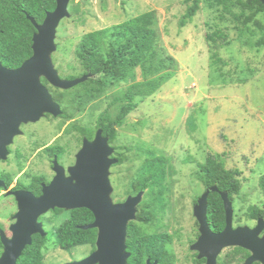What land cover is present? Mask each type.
I'll return each instance as SVG.
<instances>
[{
    "label": "rangeland",
    "instance_id": "rangeland-1",
    "mask_svg": "<svg viewBox=\"0 0 264 264\" xmlns=\"http://www.w3.org/2000/svg\"><path fill=\"white\" fill-rule=\"evenodd\" d=\"M185 9L184 0H70L67 6L69 17L63 19L56 29L57 53L54 52L51 59L53 65H57V73L61 79L79 78L81 70L74 50L84 34L122 23L147 11H155L161 46L175 60L176 70L170 80L153 95L139 101L132 114L124 119L128 125L124 130L127 133L119 136V139L135 146L134 150L148 147L158 155L169 158L171 170L177 178L173 187L174 195L177 197L182 193L187 203L190 198L187 186L190 190L195 187L198 191L199 184L191 177L197 174V165L203 163L208 155L218 156L227 170H237L240 174L242 188L234 198L232 207L237 213L235 222L242 224L247 221L245 213L248 212V207L264 204V195L258 186L259 180L264 176V47L256 51L254 48L240 46L236 41L238 31L228 23L219 25L213 12L204 7L186 26L180 27L179 21ZM217 28L224 31L232 43L217 51V56L226 64L220 63V69H212L209 67L212 51L205 37ZM220 43L218 40L217 44ZM244 68V73H239ZM248 68L255 71L247 74ZM135 77L134 82L141 80L139 69L136 70ZM243 78L247 81L239 83L238 79ZM83 83L69 90L57 88V99L62 102L57 103L61 112L72 116V111L77 110L74 108L76 96L70 100ZM131 83L129 80L127 84L111 88L99 101L89 102L92 116H87L86 112L81 114V110L75 111L73 118H84V122L92 119L94 122L99 114L111 113L114 110V103L111 101L121 98L127 85ZM50 89L54 94V88ZM64 100L70 101L68 109ZM59 121L64 122L60 118L57 119V124ZM53 124L52 121L41 120L25 130L38 129L45 137L53 132ZM29 131L31 130L25 133ZM52 136H47V139ZM62 136L63 140L66 139V134ZM68 139L72 137L68 136ZM26 142L27 134L16 139L18 147L24 146ZM135 162L125 161L112 168V172L120 171L121 175L126 171L125 176L118 177L121 181L110 176L113 190L115 188V199L126 198V186L132 177L128 173L136 168ZM42 163L41 165L39 162L40 167L36 166L34 170L47 173V163ZM11 164L7 169V176L12 178L11 184L14 185L19 180L28 183L30 176L27 163L21 167ZM32 173L37 174L33 170ZM15 210L13 197H0L2 225L7 226L8 218ZM187 215L189 214L185 212L184 217ZM65 218V212L58 217L52 211L41 216V223L49 232L47 241L52 247L56 245L54 228ZM152 224L151 222V226ZM192 224L191 219L190 222L186 220L183 225V235L187 238L191 237L189 227ZM4 231L10 235L8 229L4 228ZM74 249L73 255L82 257L92 250V246L83 245ZM230 249H224L222 257Z\"/></svg>",
    "mask_w": 264,
    "mask_h": 264
},
{
    "label": "trees",
    "instance_id": "trees-1",
    "mask_svg": "<svg viewBox=\"0 0 264 264\" xmlns=\"http://www.w3.org/2000/svg\"><path fill=\"white\" fill-rule=\"evenodd\" d=\"M184 3L186 9L179 21L180 27L186 26L201 7H204L213 12L214 19L218 20L219 25L228 23L238 31L236 41L240 46L254 48L256 51L264 47V5L259 1L184 0ZM55 6V0H0V62L5 68L16 69L32 55L31 39L36 29L26 16L33 18L36 25H40L46 13L53 11ZM156 25V13L152 10L122 23L89 32L79 39L74 50L81 70L78 77L87 74L91 76L78 87V92L73 94L70 100L72 101L76 96L74 108L77 110L75 111H83L84 107L90 104L89 102L99 101L109 89L123 83L127 84L130 80L132 83L127 85L122 97L111 101L121 107L120 117L124 116L134 110L139 101H144L153 95L173 77L176 62L163 50ZM205 38L210 43L212 51L209 67L220 69L218 65L220 63L225 65L226 62L220 60L217 51L223 47H229L232 40H228L227 34L220 28L211 34H206ZM218 40L220 44H217ZM137 69L140 70L141 80L134 82ZM244 71L245 68L239 73ZM249 71L253 73L255 69L248 68L247 74ZM220 77L224 79L223 75ZM41 80L42 84L48 88L47 82L44 79ZM246 81V78L238 79L241 84ZM50 88L48 90L53 96ZM70 101H65L64 105L69 104ZM57 103L62 102L57 99ZM68 107L67 105V109ZM75 111H72L73 115ZM73 115L70 116L63 111L59 118L66 121L73 118ZM103 116L99 114L95 119L97 126L102 129ZM124 149V158L119 160L120 164L129 160L135 161L134 157H140L139 177L132 176L129 179L126 195H136L139 191H143L149 197L164 189L163 181L160 180L165 178L166 170H171L169 158L158 155L155 150L148 147L134 150L132 147L125 146ZM129 153L131 156L128 155ZM137 164L138 161L134 163L136 167ZM197 167L199 169L197 174H202L200 177L202 184L206 187L216 186L219 192H227L228 198L233 202L242 188L237 170H227L219 157L212 155H208ZM41 181L35 178L27 190L33 191L36 187V193H38ZM10 182L12 178L7 176L6 185ZM258 186L264 195V176L259 180ZM146 198L144 200H147ZM141 210L150 215L148 208ZM52 212L57 214V217L63 212L66 213V218L54 228L55 241L62 250L70 251L83 245L94 247L96 231H82L78 228L93 221L90 211L55 209ZM140 213L137 214V221L130 222L127 227L126 247L131 254L127 264H144L145 259H158L162 262L163 254L160 252L164 251L169 240L162 233L156 231L150 233L151 219L149 217L142 219ZM246 215L253 220L257 217L264 219V206L253 205ZM207 222L210 229L213 228L215 232H220L224 228V209L218 193L211 192L207 197ZM0 229H3L1 223ZM46 243L47 238L34 235L31 245L25 247L23 251L21 264H45ZM1 248L0 242V252ZM235 255H237L236 260H242L246 256V251L238 247L231 248L222 257L221 264L232 263Z\"/></svg>",
    "mask_w": 264,
    "mask_h": 264
},
{
    "label": "water",
    "instance_id": "water-1",
    "mask_svg": "<svg viewBox=\"0 0 264 264\" xmlns=\"http://www.w3.org/2000/svg\"><path fill=\"white\" fill-rule=\"evenodd\" d=\"M69 1L55 0V9L46 13L40 25L26 16L36 29L31 39L32 55L16 69L5 68L0 62V160L7 158L5 146L21 135V124L35 123L45 114L53 117L62 114L41 79L51 87L69 90L91 76L63 80L54 70L51 55L56 50V29L69 17ZM257 1L264 5V0ZM111 154L112 149L98 131L92 142L83 141L74 165L66 172L53 162L54 176L48 185H42L39 196L25 190L7 193L14 198L17 211L10 226L12 236L7 238L0 230L3 246L0 264H17L25 247L31 245L33 235L45 237L47 232L39 218L55 209H87L93 215V222L78 228L97 230L95 250L83 260L66 264H127L131 255L126 247L127 227L136 220L143 192L128 196L122 203L113 202L109 169L117 161L109 158ZM0 188H5L1 180ZM211 192L218 193L223 204L225 227L220 233H213L207 222V197ZM193 215L199 224V237L192 249L199 251V258H205L207 264H214L224 249L232 247L250 252L244 264H264V235L259 236L264 229V220L259 218L254 228L239 226L233 229V207L227 192H219L216 186L207 189L198 199ZM146 264L157 263L146 261Z\"/></svg>",
    "mask_w": 264,
    "mask_h": 264
},
{
    "label": "flooded vegetation",
    "instance_id": "flooded-vegetation-1",
    "mask_svg": "<svg viewBox=\"0 0 264 264\" xmlns=\"http://www.w3.org/2000/svg\"><path fill=\"white\" fill-rule=\"evenodd\" d=\"M55 42H56V38H55ZM55 45H56L55 53H57V43H55ZM55 70L57 73V65L55 67ZM41 84H42V80H41ZM53 88L55 90V93L53 94V96L51 92L49 93L51 94L53 101L57 104V87H53ZM120 109L121 107H119L118 104L117 105L114 104V110L111 111V113L108 112V114L107 113L104 114V116L102 117V121H101L102 124L104 125L103 129L97 126V121L93 122L92 119H90V121L89 119L88 120L86 119L87 122H84L82 121L84 120V118L78 119V117L72 118L71 120L69 119V121L68 120L64 122L59 121V123L57 124V119H60L59 116L53 117L50 114H45L39 121L35 123L29 122L26 124H21L19 127V130L21 131V135L15 136L12 139V143L5 146L7 158L5 160H0V180L3 181V183L5 184V188H0V197H8V196L10 197V195H7V193L18 191V190H25V191L31 192L34 196H39L42 192L41 190L42 185H48L54 176L53 162L56 161L61 167L65 169V172H66L69 167L74 165L75 160H76V155L83 146V141L87 140L89 142H92L98 131H101V137L106 139V143L108 147L112 149V154L109 156V158L117 161L109 169L110 176L112 175L114 176L113 178L121 181L118 177L125 176L126 171L123 172L124 175H121V173H119L120 171L112 172V168L113 167L116 168L117 166L122 164V163L121 164L119 163V160L121 158H124V154H125L124 147L125 146L132 147L133 149L135 146H131V144L129 145L125 143V141L123 142V141H120L119 139V136H122L123 134L127 133V131H124V130L127 129L126 127H128V125L127 123H125L124 119H126L129 115H131L133 111L132 110L128 114L120 117V113H119ZM85 112L87 113V116L89 115L92 116L93 111L91 110L90 104L84 107L81 114ZM81 117L82 115L80 116V118ZM41 120H46L47 122L52 121L54 123L53 132L49 133V135L52 134L53 136L49 139H47V136L49 135L45 137L42 136L41 132L38 129H28L31 131H29L28 133H25L28 131V130H25L26 128L36 125ZM26 134H27L26 144L24 146L18 147L16 145V139L19 137H24ZM64 134H66V139L63 140L62 135ZM128 134L130 135V133ZM68 136L72 137V139H68ZM127 138H129V140L131 139L130 136H128ZM71 143H73V145ZM134 159L136 162L138 161L137 167L132 171V173H128V174H130L129 176H136V178H138L139 177L138 168L140 164V158L139 156H137V157H134ZM43 161L47 163V166H48L46 167L47 173L44 171L36 172L37 169L34 170L35 167L36 166L40 167L38 163L40 162V164L42 165ZM11 163L16 165L17 167H21V165H24L27 163L28 168H29V176H30L29 178L30 180L28 183H24V182L22 183L19 180L18 182L16 181L14 185L11 184L12 182L6 185V176L8 173L7 169L9 168V166L12 165ZM32 170L35 171V173L37 174H33ZM168 172H170L171 174ZM166 173L167 174H165L164 176L165 178L160 180V181H163L164 189L160 190L158 194L153 193L152 195L147 197L146 192L139 191V192H143V198H142L141 203L137 207V214H139L142 211L141 210L142 208H148L149 209L148 212L150 215H147L146 213L141 212L140 217L142 219H147L149 217L151 219V222L153 223L152 226L149 228V230L156 231L157 233H162L163 236L169 240L168 244L166 245L167 247L164 249V251L160 252L161 254H163L161 255L162 262H160L158 259H153V260L145 259L144 264H146V261H149L150 263L156 262L157 264H207V260L205 258H199L200 252L192 249V246L195 244V242L197 241L199 237V224L197 220L195 219V217L193 216V210L200 196L210 187H206L204 184H202V181L200 179V177H202L201 176L202 174L201 175H198V174L191 175L192 178L194 177L193 180L198 182L199 185H198V191L195 190V187H192L190 190L189 186H187V191L191 198V199L189 198V202L187 203L184 201L186 197L182 193L178 194L177 197H175L174 195L173 187L177 181L174 171L166 170ZM35 178L40 181L42 180L39 183L38 193H36L37 192L36 187H34L33 189L34 192L32 190H27V188L31 187V181L32 180L34 181ZM114 193H115V188L111 195L114 203H122L125 201L126 198L123 200L115 199ZM132 196H135V195H132ZM145 198L148 201L144 200ZM262 203H264V201ZM141 204H142V207H140ZM15 205H16V202H15ZM262 206H264V204ZM250 207H248V209ZM16 211H17V205H16L15 213ZM185 212L188 213L189 215L184 217ZM15 213L11 215L10 218H8L9 222L7 223V226H4L1 224V227L3 229H0V230L4 232V235L7 238H10L12 236L10 232V226L14 222L13 216L15 215ZM137 214H136L135 221H137ZM246 214L247 212L245 213L247 221L242 224L241 223L237 224L235 222L237 213L235 214V211L233 208V219H232L233 229L239 226H247L249 228H254L257 224V220L261 218V217H257L255 220H253L250 218L249 215L247 216ZM185 219L188 222H190L191 219L193 220V224L190 225L189 227L191 237H188V238L183 235L184 234L183 225L186 224ZM39 222H41V217L39 218ZM224 222H225V214H224ZM4 228L9 230L10 235H7L5 233ZM95 231H96V236H97V230ZM211 231L213 233L221 232V231L215 232L213 228L211 229ZM46 232L47 233L45 237H41L39 234H35V235H38L41 238H47L49 232L48 231ZM263 235H264V229L259 236L261 237ZM232 248H236V247H232ZM74 250L76 249H73L70 251L62 250L58 246L57 243L55 246L52 247L51 243L47 241L45 245V250H44L45 252L44 262L45 264H66V263H71L74 261L83 260L95 250V243H94V247L92 246V250H90L88 254H84L82 257H75L73 255ZM2 251H3V246L1 248L0 255ZM249 256H250V252L246 251V256L242 260L238 261L236 260L237 255H235V260H232L231 261L232 263H229V264H244L245 260ZM21 262H22V255L18 259L17 264H21ZM221 262H222V252L216 257L214 264H221ZM253 264H259V263H253Z\"/></svg>",
    "mask_w": 264,
    "mask_h": 264
},
{
    "label": "clouds",
    "instance_id": "clouds-1",
    "mask_svg": "<svg viewBox=\"0 0 264 264\" xmlns=\"http://www.w3.org/2000/svg\"><path fill=\"white\" fill-rule=\"evenodd\" d=\"M137 194H138V193H137ZM128 196H130V195H128ZM128 196H127V197H128ZM131 196H132V195H131ZM127 197H126V198H127ZM142 198H143V197H142ZM134 222H135V221H134Z\"/></svg>",
    "mask_w": 264,
    "mask_h": 264
}]
</instances>
